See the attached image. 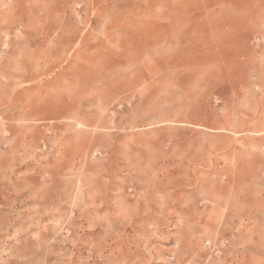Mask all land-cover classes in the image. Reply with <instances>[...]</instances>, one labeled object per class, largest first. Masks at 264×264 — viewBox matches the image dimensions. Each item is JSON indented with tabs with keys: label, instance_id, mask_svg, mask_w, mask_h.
Masks as SVG:
<instances>
[{
	"label": "rangeland",
	"instance_id": "rangeland-1",
	"mask_svg": "<svg viewBox=\"0 0 264 264\" xmlns=\"http://www.w3.org/2000/svg\"><path fill=\"white\" fill-rule=\"evenodd\" d=\"M0 264H264V0H0Z\"/></svg>",
	"mask_w": 264,
	"mask_h": 264
}]
</instances>
